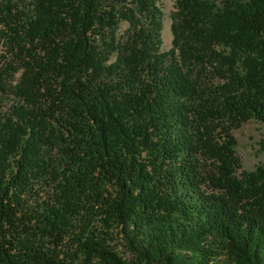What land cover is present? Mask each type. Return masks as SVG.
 <instances>
[{"label": "trees", "instance_id": "obj_1", "mask_svg": "<svg viewBox=\"0 0 264 264\" xmlns=\"http://www.w3.org/2000/svg\"><path fill=\"white\" fill-rule=\"evenodd\" d=\"M162 1L0 0V264H264V0Z\"/></svg>", "mask_w": 264, "mask_h": 264}, {"label": "rangeland", "instance_id": "obj_2", "mask_svg": "<svg viewBox=\"0 0 264 264\" xmlns=\"http://www.w3.org/2000/svg\"><path fill=\"white\" fill-rule=\"evenodd\" d=\"M164 29L163 49L172 47L171 14L175 9V0H163ZM125 27V25H124ZM237 139V154L246 169H255L264 160L261 143L264 141V123L256 119L245 122L241 127L234 129Z\"/></svg>", "mask_w": 264, "mask_h": 264}]
</instances>
